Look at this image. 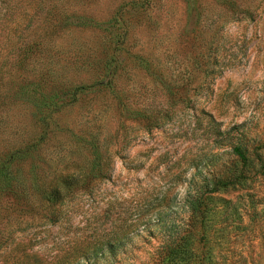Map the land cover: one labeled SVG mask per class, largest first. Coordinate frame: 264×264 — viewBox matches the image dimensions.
Returning <instances> with one entry per match:
<instances>
[{"label": "rangeland", "instance_id": "374dc122", "mask_svg": "<svg viewBox=\"0 0 264 264\" xmlns=\"http://www.w3.org/2000/svg\"><path fill=\"white\" fill-rule=\"evenodd\" d=\"M177 240L264 264V0H0V264Z\"/></svg>", "mask_w": 264, "mask_h": 264}, {"label": "trees", "instance_id": "16d2710c", "mask_svg": "<svg viewBox=\"0 0 264 264\" xmlns=\"http://www.w3.org/2000/svg\"><path fill=\"white\" fill-rule=\"evenodd\" d=\"M233 153L240 159V161L243 163V165H246L248 162V157L245 152V149L243 146L239 144H235L232 149ZM234 175H232L233 177ZM242 176V173H241ZM232 177H228V180L221 181L224 186L230 185L235 180L231 179ZM201 193V192H200ZM199 194V193H198ZM202 196V195H201ZM199 196L198 198H201ZM181 242L180 241H174L171 244L162 245L160 249V255L158 258V261L156 264H189V261L186 260V256L184 255V252L181 249ZM74 250L70 253H67L65 259L67 261L62 264H70V262L74 260H80L82 257L86 258L89 257L91 254H100L105 251L104 247H99L96 244H93L91 242L75 245ZM106 249L110 252H114L117 250V246L114 243L109 242ZM38 262V263H37ZM36 264H46L44 261L38 260ZM47 264H56L54 262L47 263ZM194 264V262L192 263Z\"/></svg>", "mask_w": 264, "mask_h": 264}]
</instances>
